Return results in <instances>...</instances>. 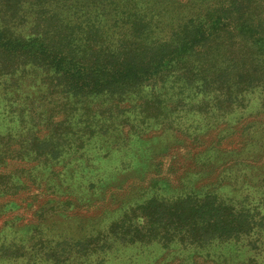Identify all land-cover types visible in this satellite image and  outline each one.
Here are the masks:
<instances>
[{"label": "trees", "instance_id": "16d2710c", "mask_svg": "<svg viewBox=\"0 0 264 264\" xmlns=\"http://www.w3.org/2000/svg\"><path fill=\"white\" fill-rule=\"evenodd\" d=\"M261 116L264 0H0V264H103L149 244L209 258L237 243L254 223L240 203L264 199L249 189L264 177H223L256 159L219 150ZM211 132L198 163L227 167L218 180L146 176ZM261 135L264 121L248 122L241 150L264 156ZM129 181L136 200L108 208ZM96 207L83 235L52 234L51 217Z\"/></svg>", "mask_w": 264, "mask_h": 264}, {"label": "rangeland", "instance_id": "374dc122", "mask_svg": "<svg viewBox=\"0 0 264 264\" xmlns=\"http://www.w3.org/2000/svg\"><path fill=\"white\" fill-rule=\"evenodd\" d=\"M238 120V117H234V122ZM244 121V122H243ZM251 121H264V116L255 117V118H246L239 122L235 127V135H228L225 139L223 150H219L223 154L229 155L232 154V158L235 156L243 155L246 157H253L256 159V163L250 161L241 162L240 164H235L231 167V171L223 175L225 178L232 179L236 177L239 179L241 174L248 176L251 181H261L264 177V156L263 152L260 153L257 150H252L250 153L246 150H241V141L246 138V136L241 139L242 129L248 122ZM248 136L253 135V132L244 133ZM209 136V137H208ZM255 137H260V134H254ZM214 132H211L209 135L201 138L200 143L197 145L190 144L187 140L184 141L182 146H172L162 155H157L153 158L152 164H157V172L149 173L146 176L148 178L159 177L166 179L170 182L171 185L175 186L181 182L186 181L189 176L195 177L196 174L204 175L203 182L213 183L218 180V173L220 171L224 172L227 167H214L211 162H208L207 167H202L198 163V158L201 154L204 153L208 143L213 140ZM261 139L264 137L261 135ZM235 155V156H234ZM252 159V158H251ZM237 162H239L237 160ZM235 161L232 160L231 164H234ZM246 165V166H244ZM197 177V176H196ZM195 177V178H196ZM201 179V178H200ZM240 180V179H239ZM253 181V182H254ZM261 183V182H260ZM136 181H129L127 183L126 189L123 192H116V202L112 206L106 205L108 208H114L118 205V202L121 198V194H128V201L132 202L136 200V195H133L134 189L136 187ZM260 185V186H259ZM249 189L254 191L256 196L264 194V183L258 184L255 186H250ZM233 191V189H230ZM37 194V193H36ZM30 194V195H36ZM29 196V194H28ZM27 196H24L25 199ZM35 204H39L42 201V198L38 197L35 200ZM240 207L243 212L247 213L248 220L250 215L254 218V223L252 225V231L249 235H244L240 238L237 243H229L227 245H222L218 249H211L209 258H204V253L199 251H187L182 247H161L158 244H149V245H132L119 249H114V256L106 260L103 264H264V199H254L249 198L246 201L240 203ZM21 213V212H20ZM104 207H96L91 209H76L74 212L70 213L73 216H77L79 219L71 220L69 219H59L52 218L50 219V214L45 215V219H50L49 224H53L52 233L56 235L58 232L57 229H62L65 235H71L73 237H79L83 235L82 229L86 224H92L96 219H99L102 214H104ZM22 216L23 221H33L30 214L23 212L19 214ZM5 217H0V228ZM80 219H82L80 221ZM61 235L60 233H58ZM68 237V236H67ZM116 250V251H115ZM2 251H0V254ZM54 257H56L60 263L63 255H59V252H55ZM9 264V263H6Z\"/></svg>", "mask_w": 264, "mask_h": 264}]
</instances>
